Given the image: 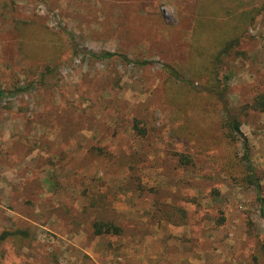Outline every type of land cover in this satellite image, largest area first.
I'll return each instance as SVG.
<instances>
[{"label":"rangeland","instance_id":"374dc122","mask_svg":"<svg viewBox=\"0 0 264 264\" xmlns=\"http://www.w3.org/2000/svg\"><path fill=\"white\" fill-rule=\"evenodd\" d=\"M30 81L0 96V264H264V0H0V89Z\"/></svg>","mask_w":264,"mask_h":264},{"label":"trees","instance_id":"16d2710c","mask_svg":"<svg viewBox=\"0 0 264 264\" xmlns=\"http://www.w3.org/2000/svg\"><path fill=\"white\" fill-rule=\"evenodd\" d=\"M229 45H230L229 42L228 43L226 42L222 47H220L219 52H218L219 56H221L224 53H227L228 49L230 48ZM89 55L95 59L118 57V58L123 59L126 62L135 64V65H147V64L152 62L151 60H147V59H129L124 54L119 53L117 51H104L100 54L90 53ZM165 67L169 70L170 74L174 78H177V79L179 78L177 71L173 67L166 65V64H165ZM51 71H52V69L49 66H45L44 71L41 72L38 80H42L43 77L46 74L50 73ZM36 82H38V81H30L23 86H18V87L11 89V90L0 89V96L6 94L7 92L19 93V92L30 91L35 87ZM210 89L213 91H218L217 93H220V95H222V93H223V87L221 88L220 86L216 87L215 89L214 88H210ZM255 104H256V106H258L260 108H264L263 107L264 106V97L259 96L256 99ZM221 126L224 128L225 135L228 139H230L231 141H240V143L243 147L242 158H243L244 165L246 168V173H245L246 179L254 185V188L258 194L260 191V184L257 180V177L254 174L253 167H252V164H251L249 156H248L247 139L242 134V132L240 130L239 120L234 118V117L229 116L227 114V111H226L224 117L221 119ZM257 198L259 201H262V198L259 197L258 195H257ZM94 226H95V231L97 233H100L102 231L108 232L111 229L113 232H118V230H119V228H117L116 226H114L110 223H100V224L94 223ZM17 232H18V230H14L12 232L2 231V232H0V240L5 239L10 235L16 236ZM23 233H25V232L23 231Z\"/></svg>","mask_w":264,"mask_h":264}]
</instances>
